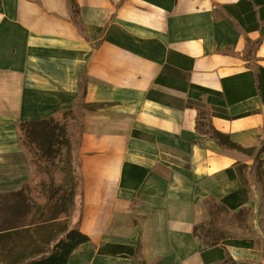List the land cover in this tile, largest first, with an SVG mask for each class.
Returning a JSON list of instances; mask_svg holds the SVG:
<instances>
[{
  "label": "crops",
  "instance_id": "0c3cea01",
  "mask_svg": "<svg viewBox=\"0 0 264 264\" xmlns=\"http://www.w3.org/2000/svg\"><path fill=\"white\" fill-rule=\"evenodd\" d=\"M77 1L89 38L71 20L66 0H0V249L17 248L0 251V261L7 256L0 264L41 257L60 231L55 220L35 223L38 213L22 196H6L32 174L15 123L70 108L80 89L79 227L90 241L68 264H140L100 253L102 243H141L147 262L218 264L203 261L208 247L194 226L208 216V195L221 198L248 186L238 166L252 164L264 144V40L254 66L222 51L242 54L247 37L258 39L264 27L247 35L236 27L224 6L241 0ZM248 1L252 22L264 21V0ZM246 10L235 9L243 17ZM166 65L164 82L156 83ZM151 90L157 98H148ZM189 102L206 103L214 127L253 151L223 149L201 137ZM260 158L264 166V151ZM126 164L128 181L148 169L138 189L121 185ZM135 213L144 216L141 225ZM228 250L237 264H264L259 249Z\"/></svg>",
  "mask_w": 264,
  "mask_h": 264
},
{
  "label": "trees",
  "instance_id": "16d2710c",
  "mask_svg": "<svg viewBox=\"0 0 264 264\" xmlns=\"http://www.w3.org/2000/svg\"><path fill=\"white\" fill-rule=\"evenodd\" d=\"M70 18L80 33L87 38L88 30L82 19L81 8L77 0H66ZM249 1L241 0L236 5L224 6L233 16L236 27L245 34L251 30L264 27V21L252 22L249 12ZM245 17L235 9H243ZM241 26V27H240ZM264 40L261 35L256 40L247 37L246 47L243 53L235 52L232 48H226L222 52L241 55L250 60L254 66L257 60V51ZM164 71L156 78V83H163ZM190 87L209 91L195 84ZM155 91L147 94L148 98L156 97ZM80 89L76 102L70 108L55 111L48 117L38 121H18L19 143L26 152L32 167V174L28 182L21 185L15 193H7L6 196H22L29 211H37L38 218L35 223H52L58 221L59 233L55 236V243L47 252L42 250L41 257L34 258L22 264H68L70 255L81 244L90 241V237L80 230L83 204V178L81 175V160L78 149L82 141L85 122L80 107ZM157 98V97H156ZM189 106L197 110L196 131L201 137H210L223 149L238 150L251 153L253 149L242 147L234 142L229 135L218 131L212 122L215 112L204 102H189ZM223 116V114H220ZM137 134V131L134 132ZM75 143V144H74ZM264 151V144L259 149L254 162L250 165L240 164L241 169L248 180V186L227 196L217 198L208 195L206 198L207 218L194 226L193 233L200 243L208 250L202 252L205 263L218 262V264H237L230 254L228 247L254 248L262 251L264 258V166L260 154ZM76 155L77 162L74 164ZM127 164L124 167L121 185L138 189L148 169L142 168L136 181H128ZM233 169H228L230 176ZM133 177V176H132ZM139 203L137 197L132 201L131 207L135 211ZM135 223L141 225L144 216L135 213ZM10 228L11 225H9ZM263 232V235L259 231ZM11 237L12 234H6ZM45 243L44 241L40 242ZM0 251L13 253L17 251L14 246L5 245ZM98 251L104 254L130 257L140 264H159L160 258L147 262L142 254V245L136 246L124 244L102 243ZM1 261L7 256L1 257ZM0 261V262H1ZM13 261L10 264H15ZM6 264V263H5Z\"/></svg>",
  "mask_w": 264,
  "mask_h": 264
},
{
  "label": "rangeland",
  "instance_id": "374dc122",
  "mask_svg": "<svg viewBox=\"0 0 264 264\" xmlns=\"http://www.w3.org/2000/svg\"><path fill=\"white\" fill-rule=\"evenodd\" d=\"M75 144V143H74ZM77 162V159H76V155H75V158H74V164Z\"/></svg>",
  "mask_w": 264,
  "mask_h": 264
}]
</instances>
